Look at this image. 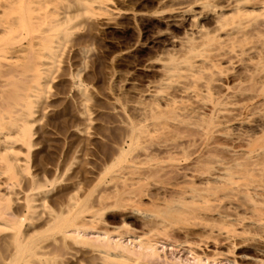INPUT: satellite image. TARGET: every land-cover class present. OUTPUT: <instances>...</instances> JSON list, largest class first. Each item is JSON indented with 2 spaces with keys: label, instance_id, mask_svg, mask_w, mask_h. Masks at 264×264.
<instances>
[{
  "label": "bare ground",
  "instance_id": "bare-ground-1",
  "mask_svg": "<svg viewBox=\"0 0 264 264\" xmlns=\"http://www.w3.org/2000/svg\"><path fill=\"white\" fill-rule=\"evenodd\" d=\"M114 4V0H0V206L4 204L3 206H6L8 209L13 207L14 209H12L15 213L11 216L12 212L6 211L7 208H4L6 212L0 209V264H84V259L81 257L82 247L90 249L84 251L85 254L90 252L91 261H88L89 264L139 263L143 252L148 250L149 252L151 251L152 255L157 254L156 249L158 247H156V241L153 242V240L160 235L157 230H162L166 223L169 224L168 219L170 214L174 217L173 212L175 213L183 209V211L192 212V215L195 217L203 214L202 212L204 211L201 209L206 206H211V210L216 211V215L222 216L230 222L233 221L234 223L239 220L238 223H243L242 220L248 219V223L260 225L263 232L259 231L256 233L258 237L255 238L264 242V207L258 201L252 202L250 200L252 195L249 201H244L246 199L245 197L248 196V190L250 193L251 191H258V185H260V182L256 183L250 175L252 171L250 172L247 169L232 171L233 169L222 163L223 165L215 166L217 168L215 172H208V174L198 175L193 171H188V173L185 171L186 173L182 174L183 178L189 180L188 182L197 179L199 183V187L197 188L192 185L168 187L162 186L161 184L160 186H155L157 194L171 190L174 192L175 197H171L173 199L172 203L166 205L162 215L160 213H156L157 215L154 214L158 217L157 224L155 223L158 229H148L146 232H142L136 236L142 249V252H138V254H135L128 247L120 245L119 242H116L115 245L94 244L91 242L92 240L89 241L84 236L85 233L90 231L89 228L91 227L89 226H93L95 222L97 223L101 219L102 211L100 207L97 209L94 208L96 207L95 205H88L86 203L84 196L89 193L87 191L88 187L86 188L80 182L82 178L78 180V177L76 178L74 174H71V172L68 173L69 167H62V169L57 171V168H54L56 163L54 162V164L49 166L44 164L40 165V171L37 170L38 172L31 173L29 171L30 162L34 163L31 161V155L40 145L44 146L41 144L40 134L42 121L49 111L54 112L58 110V102L63 98L64 91L60 90L57 85L64 81V79L65 81L68 79L64 73V69L68 65L66 62L69 61L70 55H74L73 58L76 57V67H73L74 70L72 72L68 71L70 72L68 75H70V79L73 82L75 100L73 97L71 99L73 98L75 101V107L73 108L76 109L75 112L78 121L71 125L70 128L66 126L69 128L67 132L79 137L78 140H75V142L77 141L76 144L84 142L85 146L91 137L97 138L101 134L94 132L99 122L96 115L101 108L98 110L96 109L97 106L96 108L91 106L92 104L90 102L93 100L91 101L90 87L82 76L87 70L88 60L91 57L90 49L89 46L86 47V44L84 45L78 40V35L79 32L85 31V28L91 24L99 23V21H109L115 13L118 14ZM194 4L198 10L194 9ZM194 4L188 8L190 17L193 18L192 20H195L194 27H191L192 29L185 37L178 40V43L183 46L182 51L179 53L173 52L159 58L158 62L163 70L162 77L158 82L148 85L149 88L146 90L148 92L145 94V96L148 95V98L150 96L154 102L149 101L150 104L138 102V117L135 121H126L124 123L128 130L125 138L123 140L119 138L120 143L118 142L116 144V155L114 157L112 155V158L108 162H105L99 171L97 170L98 177L101 176L99 175L100 173L104 175L102 187L105 186L106 189H109V187L114 188L119 184H127V187H130V185L136 183L144 182L145 184L146 181L148 182L147 174L144 172L145 168L144 170L142 168L153 165L151 164L152 162L150 163V154L147 152L140 153L136 150L147 141L152 140L155 135L164 133L169 128V125L173 126V123L179 120L178 116L181 117L180 115H182V112L179 110H183L186 104L182 99H176L174 95L172 96L168 93L167 89L172 86L179 89L180 93L183 92L187 97H199L203 102L204 100L206 102V98L210 97L212 93L211 84L213 82L210 78L216 75L219 78V75L224 72L225 67L222 65L223 62L232 65L241 60L240 56L252 47V44H248L250 42L247 41V30L249 28L251 29L255 21L260 19L264 21V0H232L226 6L210 4L208 0H195ZM204 9L214 14L215 24H213V29L205 28L198 23V20L204 15ZM262 43L263 46H260L261 50L259 49V59L264 61V38ZM261 66L264 72V64ZM261 74L263 75L264 73ZM87 81L90 82L91 80ZM70 83L68 84L70 85ZM69 88H72V86ZM227 94L229 93L227 92ZM64 98L66 97L64 96ZM159 99L164 100V106H161L160 102H155ZM73 100L71 101L73 102ZM209 102L211 105L208 104L217 113L224 109L219 102L214 100H209ZM116 103L118 104V102ZM60 108L62 107L60 106ZM120 108L119 105V109H115L119 114H121ZM165 109H168L170 114L165 113L167 111ZM132 119L134 120V118ZM127 120L130 119L128 118ZM121 121L123 122L122 119ZM50 133L61 140H66L67 138L66 134L60 135L55 130L50 129ZM76 136L75 138H77ZM166 137L168 136H165V139ZM75 138L73 137V139ZM97 143L99 142L97 141ZM64 144L66 143L64 142ZM45 148L47 150V146ZM76 149L73 151V157L66 154L68 159L72 158L71 162L69 161L70 166L76 165L80 167L79 169L82 167L85 169L83 165L85 162L83 163L81 160L86 155L80 152L81 150ZM57 160L59 161L60 159L57 158ZM252 166L256 169L258 167L255 163ZM35 167H37V164H35ZM46 169L51 173L50 178H48V174H45ZM91 169L93 168L91 167ZM148 175L150 176V174ZM92 181H94V177ZM56 183L61 185L63 190L62 193L61 191L55 190L56 193L59 192V197H57L56 207H52L51 204L53 203L49 205L48 199ZM87 186L89 185L87 184ZM103 190L104 188H100V190L96 191L98 196L102 195ZM144 193L146 194V192ZM159 196L162 197V195ZM142 204L144 203L142 202ZM220 206H224V208L229 209L231 212L227 214L220 213L221 211L217 209ZM135 211L139 214L138 210ZM146 215L153 216V213H147ZM229 215L231 217H228ZM175 217H178V215ZM179 217H181L180 214ZM92 223L94 224L92 225ZM113 228L111 229L113 230ZM235 229L230 224H226V226L208 227L206 232L211 233L212 236L222 235L221 237H223L224 242L230 247L226 251L233 252L237 244L235 235L241 234L240 231H235ZM236 230L239 229L237 228ZM241 230L242 232L244 231L243 229ZM194 239L196 240L197 238ZM244 240L246 238L242 239V241ZM206 242V240L199 239L193 243L189 242L191 246L190 244L184 243L188 247V251H192L196 247L198 250ZM182 243L179 244L182 245ZM195 256L198 258L197 264H202V261L205 260V257H201L198 254H195ZM151 257L154 258V256ZM239 257L264 262V244H260L257 248L256 255L242 253ZM173 264L184 263L174 262Z\"/></svg>",
  "mask_w": 264,
  "mask_h": 264
},
{
  "label": "rangeland",
  "instance_id": "rangeland-1",
  "mask_svg": "<svg viewBox=\"0 0 264 264\" xmlns=\"http://www.w3.org/2000/svg\"><path fill=\"white\" fill-rule=\"evenodd\" d=\"M208 2L218 6H226L232 2V0H208ZM114 3V7L118 14L115 13L109 21H99V23L91 24L85 28V31L83 30L84 32H79L80 36L78 35V40H80L82 44H86V47L89 46L91 55L90 59L93 58V61L90 59L88 60L89 63L87 64V70L83 73L84 75L82 74V76L84 81L87 82L90 87L91 101L93 100L90 102L92 104L91 106L94 108L97 106L96 109L98 110L101 108L99 110L100 112L98 111V114L96 115L97 120L99 119L98 121L100 123L98 122L94 132L101 133L102 136L101 134H97L98 139L91 137L86 146L84 145V142L77 143V146V141L75 142V140H78L79 137L75 135L77 137L75 138L73 134L67 132L71 125L77 123L76 121H78L75 112L76 109L73 108L75 107L73 82L70 79V75H68V73L70 74V72L74 70L73 67H76V57L73 58L74 55H70L69 61L72 62L67 61L68 63L66 62V64L68 65H66L64 69V73L67 75L68 79H66V81L64 79V81L57 85L60 90L64 91L63 98L60 102H58L59 108L56 110L57 112L49 111L46 115L47 118L45 117L42 121L40 134L42 140L41 144L44 146L40 145V147H38L31 155V161L34 163L30 162L29 171L31 173L38 172L37 170H39L40 165L44 164L49 166L54 164V162H56L54 168H57V171L62 169V167H69L68 173L71 172V174H74L76 178L78 177V180L82 178L80 182L86 188L88 187L87 191H89V193H87V195H85L86 193L84 194L86 203L88 205H95L96 207L94 208L97 209L100 207L102 211L101 219H99L97 223L95 222V224L92 223V225L94 224L93 226L88 225L91 227L89 228L90 231L85 233L84 236L89 241L92 240L91 242L94 244L115 245L116 242H119L120 245L128 247L135 254L142 252L139 245L140 243L136 236L142 232H146L148 229L157 230L158 227L155 223L157 224L158 217L156 215L158 213L162 215L163 211H165L164 208L166 205L172 203L173 199H171V197H175L174 192L171 190L157 194L155 186H160L162 184V186L164 185L168 187H178L184 185H192L195 188L199 187L197 179L188 182L189 180L182 177V174L186 173L185 171H187V173L188 171H193L198 175L208 174V172H215V170H217L215 166L223 164L233 169L232 171H236L238 169L250 170V172L252 171L250 175L254 178L256 183L260 182V185H258V191H251L250 193L248 190V196L245 197L246 199H244V201H249L250 196L252 195L250 200L252 202L258 201L261 206L264 207V74H261L264 73L261 66L264 64V61L259 59V52L261 50L260 46H263L262 42L264 38V21L262 19L255 21L254 24H252L251 29L249 28L250 30H247V41L250 42L248 44H252V47L244 52L246 55L243 53V55L240 56L241 60L232 64L233 66L223 62L222 65L225 67H223L225 69L224 72L219 75V78L216 77L217 75L210 78L213 82V85L211 84L212 93L210 97L206 98V102L205 100L203 102V100L199 99V97H187L183 92L180 93L179 89L172 86L167 89L168 93L172 96L174 95L176 99H182V101L186 104L183 110H179L182 112V115H180L181 117L178 116V123H173V126L169 125V128L166 129L167 131L165 130L164 133L157 136L155 135L152 140L146 142L147 144L144 143V145L139 147L140 149L138 148L136 150L140 153L147 152L150 154V163L152 162L151 164L153 165L142 168L143 170L145 168L144 172L149 178H147L148 182L146 181L145 184L144 182L136 183L134 185H130V187H127V184H119L114 188L109 187V189H106L105 186L102 187L104 175L100 173L99 175L101 176L98 177L97 172L101 169L105 162H108L112 158V155L113 157L116 155V144L118 142L120 143L119 140L121 138V140H123L127 134L128 129L124 123H126V121L130 122L137 119L138 102H143L144 104H150L152 101L154 102V100H151L152 98L150 96L148 98V95L145 96V94L148 92H146L147 88H149L148 85L158 82L162 77L163 70L158 62L159 58L173 52L179 53L182 51L183 46L178 43V40L185 37L190 32V30L194 27L195 22V20H192L193 18L190 17L191 15L188 12V8L193 6L192 4L195 3V0H114ZM194 6V9L198 10V8L196 9L195 4ZM209 12L210 11L204 9V15L198 20V23L205 28L213 29V24H215L214 14L212 11V13ZM88 28H90L89 31ZM261 34H263L262 37ZM260 60L262 63L259 62ZM228 73L230 74L228 75ZM87 80L91 81L89 82ZM68 83H70V85ZM71 86L72 88H69ZM227 92L229 94H227ZM64 96L66 98H64ZM71 97H73L74 100L73 98L71 99ZM114 98L115 100H113ZM71 100H73V102ZM162 100L163 99H159L155 102H160V105L164 106L165 103L164 100ZM209 100L219 102L220 105L224 107V109L219 112L220 114L210 106L211 104ZM116 102H118L121 107L120 109L122 115L116 111L119 109V105ZM60 106L62 108H60ZM165 110V113L170 114L168 109ZM63 117L65 118L63 119ZM128 118L130 120H127ZM132 118H134V120ZM50 129L53 131L55 130V132L60 135L66 134V140H69L66 141L54 137L50 133ZM104 131L105 133H103ZM165 136H168L169 138L166 137L165 139ZM73 137L75 139H73ZM97 141L99 143H97ZM51 142L54 143L52 144ZM64 142L66 144H64ZM74 145H76V147H74ZM46 146L47 150L45 148ZM76 148L79 151L81 150L80 152H83L86 156L88 155V158L85 156V158L81 160L83 163L85 162L83 164L85 169L83 167L79 169L80 167L76 165L70 166L72 158H69V160L67 155L73 157V151ZM60 150L61 153L59 154ZM260 156L261 158H259ZM54 157H57L60 160L58 161L57 158ZM254 163L255 165H258L257 169L252 166ZM35 164H37V167H35ZM175 166H178V170ZM91 167L93 169H91ZM249 168H252L253 170ZM45 174H48V178L51 177V173L47 169L45 170ZM148 174H150V176ZM95 176L97 177V180ZM93 177L94 181H92ZM150 182H152V185ZM87 184L89 186H87ZM100 188H104V190L101 193L102 195L98 196L96 191L100 190ZM55 190L59 192L61 191L62 193L63 187L56 183L54 189H52V194H50L51 196H49L48 199L49 205L53 203L51 204L52 207H56L57 197H59V192L56 193ZM144 192H146V194ZM159 195H162V197ZM142 202L144 204H142ZM3 205L0 206V209L5 211L4 208L7 207ZM12 208H7L6 210L8 212H12V215L10 214L11 216L15 214L13 210L14 208ZM217 209L221 211L220 213L222 214L231 212L229 209L224 208V206H220ZM133 210L134 212H132ZM135 210H138L139 214L136 213ZM201 210L204 212H202L203 214L197 215L198 217H194L192 212L189 213V211H183V209L175 213L173 212L172 214L174 217L170 214L172 217L169 216V224L166 223L167 225L165 224L162 230L158 229L157 231L160 235L155 237V240H153V242L156 241L155 244L156 247H158L156 249L157 254L152 255L151 251L149 252L147 250L141 254L140 262L135 264H168L169 262L170 264H173L174 262L197 264L198 258H196L195 254L205 257L202 264H264V262L247 260L239 257L242 253L256 255L257 248L260 244H264V242L255 238L258 237L256 233L262 231V227L260 225L248 223V219L242 220L243 223H238L239 220L234 223L233 221L230 222L224 217L216 215V211H212L211 206H206ZM147 213H153V216L146 215ZM179 214L181 217H179ZM177 215L178 217H175ZM228 217L231 216L229 215ZM226 224H230L234 229L238 225L237 228L239 230H236V228L235 231L241 232L240 235H235L237 244L233 249V252L226 251L230 247L224 242L223 237H221L222 235L218 234L219 237L218 235L212 236L211 233L206 232L208 227L226 226ZM117 227L118 229H116ZM124 227L125 229L127 227L126 231ZM111 228H113V230ZM241 229L244 231L242 232ZM183 230L185 231L183 232ZM231 232L234 233L233 230H231ZM194 238L197 239L195 240ZM245 238L246 240L242 241V239ZM199 239L206 240L207 242L204 246H200L198 250L196 247L192 251H188V247L185 243L190 244L191 246V243L194 241L196 242ZM179 243H182V245ZM81 249V254L83 255H81V257L84 260L86 259L85 261L83 260V263L85 262L84 264H89L91 261L90 252L85 254L84 251H88L90 249L86 247H82ZM146 256H149V258L150 256H154V258L151 257L149 259ZM131 264L134 263L131 262Z\"/></svg>",
  "mask_w": 264,
  "mask_h": 264
}]
</instances>
